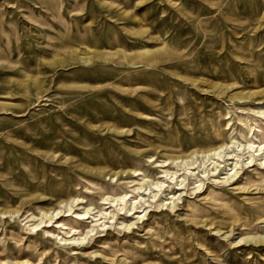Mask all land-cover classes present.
<instances>
[{
	"label": "rangeland",
	"instance_id": "1",
	"mask_svg": "<svg viewBox=\"0 0 264 264\" xmlns=\"http://www.w3.org/2000/svg\"><path fill=\"white\" fill-rule=\"evenodd\" d=\"M0 264H264V0H0Z\"/></svg>",
	"mask_w": 264,
	"mask_h": 264
}]
</instances>
